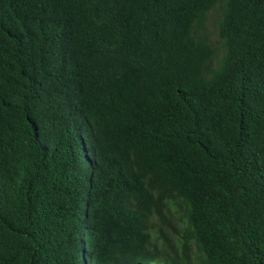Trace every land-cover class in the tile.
I'll use <instances>...</instances> for the list:
<instances>
[{
    "label": "trees",
    "instance_id": "16d2710c",
    "mask_svg": "<svg viewBox=\"0 0 264 264\" xmlns=\"http://www.w3.org/2000/svg\"><path fill=\"white\" fill-rule=\"evenodd\" d=\"M192 254L264 264V0H0V264Z\"/></svg>",
    "mask_w": 264,
    "mask_h": 264
},
{
    "label": "rangeland",
    "instance_id": "374dc122",
    "mask_svg": "<svg viewBox=\"0 0 264 264\" xmlns=\"http://www.w3.org/2000/svg\"><path fill=\"white\" fill-rule=\"evenodd\" d=\"M220 18H221V10H220V6H217L215 9L211 10L210 12L206 14L201 28H199L198 30H195L194 32L198 37L206 39L208 43L212 44L214 48L217 49V54H218L217 61L213 63V67H216V65L219 63L220 59L223 57V54H224V49L222 48L221 41L219 40V37H218V23L220 21ZM168 218H169L170 225L172 227H176L174 220L170 218L169 216ZM179 229L180 228H178V230ZM169 230L173 231L172 234H168V237L171 239L169 241V246H172L174 248L172 251H169V253L170 254L172 252L179 253V248L176 246V240H175L176 237L178 238L179 234H176L177 236H175L176 232L174 231V229L171 228ZM165 231L166 233H168V230L165 229ZM154 243H156L157 245H160L159 242H154ZM195 257L196 255L192 254L191 263L199 264L198 259Z\"/></svg>",
    "mask_w": 264,
    "mask_h": 264
}]
</instances>
